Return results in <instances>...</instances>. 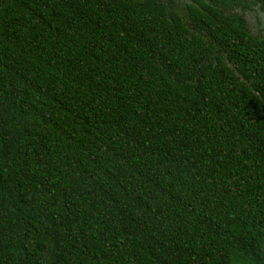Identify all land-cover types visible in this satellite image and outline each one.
Here are the masks:
<instances>
[{"label":"trees","instance_id":"obj_1","mask_svg":"<svg viewBox=\"0 0 264 264\" xmlns=\"http://www.w3.org/2000/svg\"><path fill=\"white\" fill-rule=\"evenodd\" d=\"M264 0H0V264H264Z\"/></svg>","mask_w":264,"mask_h":264},{"label":"rangeland","instance_id":"obj_2","mask_svg":"<svg viewBox=\"0 0 264 264\" xmlns=\"http://www.w3.org/2000/svg\"><path fill=\"white\" fill-rule=\"evenodd\" d=\"M182 5H186L190 0H181ZM236 12L243 14L249 30L255 36L264 38V11L259 6L253 7V10L244 12L242 9H237Z\"/></svg>","mask_w":264,"mask_h":264}]
</instances>
